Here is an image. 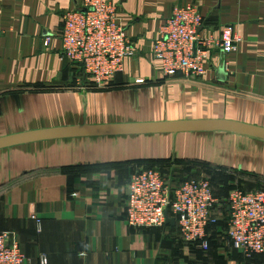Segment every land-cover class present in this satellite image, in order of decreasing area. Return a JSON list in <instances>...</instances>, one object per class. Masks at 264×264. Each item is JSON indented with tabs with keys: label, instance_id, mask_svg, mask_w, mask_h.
<instances>
[{
	"label": "crops",
	"instance_id": "1",
	"mask_svg": "<svg viewBox=\"0 0 264 264\" xmlns=\"http://www.w3.org/2000/svg\"><path fill=\"white\" fill-rule=\"evenodd\" d=\"M111 1L134 54L101 87L61 49V16L81 0H0V231L23 264H264L227 249L222 222L203 251L174 221L129 226L124 207L137 165L165 163L173 182L175 166L225 174L218 199L264 188V0ZM189 3L206 37L230 24L240 41L198 80L164 78L151 41Z\"/></svg>",
	"mask_w": 264,
	"mask_h": 264
},
{
	"label": "built area",
	"instance_id": "2",
	"mask_svg": "<svg viewBox=\"0 0 264 264\" xmlns=\"http://www.w3.org/2000/svg\"><path fill=\"white\" fill-rule=\"evenodd\" d=\"M61 21L63 54L97 86H106L134 54L111 0H81L80 8L66 10ZM204 28L195 4L174 7L151 42V53L164 78L179 73L185 79L198 80L208 70L212 51L228 54L237 49L240 38L232 25H224L218 36L206 37ZM124 207L126 223L135 229L161 227L168 218L173 219L186 244L206 251L207 229L222 222L230 250L246 258L264 254V188L232 189L227 197L218 199L205 177L174 184L160 169L137 165L127 183ZM24 258L13 233L0 231V264H23Z\"/></svg>",
	"mask_w": 264,
	"mask_h": 264
},
{
	"label": "rangeland",
	"instance_id": "3",
	"mask_svg": "<svg viewBox=\"0 0 264 264\" xmlns=\"http://www.w3.org/2000/svg\"><path fill=\"white\" fill-rule=\"evenodd\" d=\"M194 4V3H193ZM196 5V4H195ZM197 6V5H196ZM197 8H198V10H199V7L197 6ZM200 11V10H199ZM200 13H201V11H200ZM202 14V13H201ZM203 16V15H202ZM164 21V20H163ZM203 21H204V27L206 26V23H207V18L205 17V16H203ZM163 23V22H162ZM230 25V24H229ZM124 28H125V25L123 24L122 25ZM224 26V25H223ZM222 26V27H223ZM233 26V25H232ZM234 27V26H233ZM123 28V29H124ZM234 29H235V27H234ZM235 32H236V30H235ZM236 34H237V32H236ZM237 36H238V34H237ZM129 40H130V38H129ZM152 42V41H151ZM156 168H158V169H160L161 170V172H162V174H163V176L164 177H166V176H168V174H166V170L168 169V167H170L169 165L167 166H165V163L163 164V165H161V166H155ZM182 168V166H175L173 169H175V170H177L178 169V171H179V173H181V174H184V175H181V176H179V174H178V172H175V170H173V173H172V175L175 177V180L176 179H178V180H182V179H186V178H196V177H205V178H207L209 181H210V183H211V185H212V187H213V185H214V183H213V180L215 181V183L217 182V181H219V185H223L224 183H220V181L221 180H225V174H222L221 176H216V175H214V174H210V173H212V172H209V170H208V168L206 169V168H204L203 166H198L197 168H196V170H198V171H200V172H202L203 171V175H198L197 173H199V172H197V171H195V172H186V171H184V170H182L181 169ZM170 169V168H169ZM194 169V168H193ZM202 171H201V170ZM212 169H214V168H212ZM184 172V173H183ZM190 173V174H189ZM209 173V174H208ZM227 176H230V175H228L227 174ZM180 178V179H179ZM177 182L178 181H176V182H174V184H177ZM228 183V182H227ZM213 191H214V189H213ZM223 230V232L222 231H216V236L220 239V242L221 243H223L224 244V246L227 248V249H229V246L226 244V236H225V234H224V229H222ZM11 232V231H10Z\"/></svg>",
	"mask_w": 264,
	"mask_h": 264
},
{
	"label": "water",
	"instance_id": "4",
	"mask_svg": "<svg viewBox=\"0 0 264 264\" xmlns=\"http://www.w3.org/2000/svg\"><path fill=\"white\" fill-rule=\"evenodd\" d=\"M169 220H171V221L173 222V219H169V218H168L167 221H169Z\"/></svg>",
	"mask_w": 264,
	"mask_h": 264
},
{
	"label": "trees",
	"instance_id": "5",
	"mask_svg": "<svg viewBox=\"0 0 264 264\" xmlns=\"http://www.w3.org/2000/svg\"><path fill=\"white\" fill-rule=\"evenodd\" d=\"M220 230H222V229H219L218 231H220Z\"/></svg>",
	"mask_w": 264,
	"mask_h": 264
}]
</instances>
